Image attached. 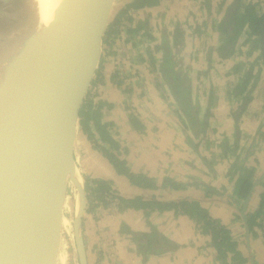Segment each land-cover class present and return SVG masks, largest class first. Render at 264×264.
<instances>
[{"label":"crops","instance_id":"1","mask_svg":"<svg viewBox=\"0 0 264 264\" xmlns=\"http://www.w3.org/2000/svg\"><path fill=\"white\" fill-rule=\"evenodd\" d=\"M132 1L122 0L120 7ZM231 1L207 0L206 7V0H159L156 5L128 11L131 22L127 26L135 29V32L119 35L117 54L114 53L113 57L115 61L106 58L108 62L96 96L104 102L101 122L107 124L108 132L125 151L120 154V158L126 161L131 172L143 173L153 178L156 188L142 189L129 183L128 179L116 173L100 152L92 148V144L88 145V159L85 158L84 166L89 174L108 180L119 197H140L143 200L163 202L198 201L238 242L237 250L245 258L242 264H264V236L261 231L254 226L249 236L247 234L245 237V228L243 232L239 229L242 223L239 225L236 222L238 216L234 213L237 203L233 191L239 174L231 176L230 172L228 173L235 156L228 151L219 152L216 148V144H220L224 136L228 144L234 141L230 110L235 107L236 102L226 105L230 97L228 92L240 78L241 72L248 67L246 62H251L257 55L255 51L247 54L246 49L241 47L248 42L252 43L244 40L241 44V38L246 36V31L241 33L234 51L227 58L218 57L214 50L208 55V48H216L220 43V35L215 30L216 23ZM176 27L181 29L183 37L181 46L172 47L175 69L189 81L191 106L196 109L199 121L204 120L209 89L215 94L206 120V130L198 135H194L191 128L186 127L187 119L180 115L177 109L173 90L162 79L160 71L155 69L158 68L160 57L155 55V50L151 47L161 43L162 37L171 43ZM158 30L159 34L156 35ZM208 32L212 36V42H206L205 53L199 52L197 40H204ZM157 40L159 42H156ZM131 50L134 53L132 56L128 54ZM123 52L129 60H125ZM196 53L197 58L193 59L192 55ZM151 55L155 60L154 68L149 62ZM118 59L121 60L122 66L116 68ZM208 61H211L209 68ZM181 62L192 63V67L188 65V70L184 71L179 68ZM236 64H241L242 67L240 71L234 72L232 68ZM114 73L118 83L111 79ZM130 74L135 79L125 80ZM199 74L201 81L197 84L195 80ZM202 74L210 78L202 80ZM257 85L239 118L241 135L235 153H239L238 158L250 150L253 141L256 144L257 131H264L263 72H260ZM219 87L225 88L227 95L222 90L215 92V88ZM130 113L142 124L140 133L136 132L130 120L128 121ZM189 140L192 145H197V150L192 148ZM260 141V152L256 151L253 159H250L256 162L254 165L249 161L248 154L238 161L243 167L254 168L255 171L253 181L257 185L252 188L248 199V207L250 205L253 208L258 204L264 182V139ZM201 156L206 158V161L214 157L216 163L211 169H207ZM164 177L185 184V187L177 190L162 187L161 181ZM195 183L206 184L218 192L205 196L204 191L195 186ZM75 198L76 188L71 201L68 202L69 206L73 205V209H77ZM92 210L84 211L81 220L87 264H218L214 258V250L209 245V235L197 233L194 222L186 215L176 214L173 210H118L117 207L102 205ZM153 230L174 242L176 248L163 252H156L152 247L141 250L134 234L151 233ZM243 233L244 237L241 236ZM57 260H60L59 256Z\"/></svg>","mask_w":264,"mask_h":264},{"label":"water","instance_id":"2","mask_svg":"<svg viewBox=\"0 0 264 264\" xmlns=\"http://www.w3.org/2000/svg\"><path fill=\"white\" fill-rule=\"evenodd\" d=\"M112 3L57 0L44 24L34 0H0V43L27 33L0 76V264H56L68 182L79 200L72 220L77 260L87 264L85 188L78 170L80 181L74 177V151ZM259 43L264 64V12Z\"/></svg>","mask_w":264,"mask_h":264},{"label":"trees","instance_id":"3","mask_svg":"<svg viewBox=\"0 0 264 264\" xmlns=\"http://www.w3.org/2000/svg\"><path fill=\"white\" fill-rule=\"evenodd\" d=\"M158 2L159 0H133L132 2L125 4L119 12H117L113 20L107 25L101 37V61L104 58L103 54L106 49L107 41L113 40L117 36L119 37L121 26H126L124 25V22H127L128 24L131 22L128 11L136 8L153 6ZM205 5L207 7V0ZM258 5V2H253L252 0H232L227 4L224 14L218 20L215 27V30L220 35V43L216 48H208L209 56L214 50L218 57L222 59L227 58L234 51L241 33L246 31L247 37L245 40L252 41L251 50L247 51V54H252L257 50V55L254 58V61L260 60L261 66L264 69L259 43L263 12H259ZM128 26L125 27L127 31L126 33L130 35L135 32V29ZM182 37L183 32L179 27H176L173 31L171 43L165 37H162L161 43L154 45V49L159 50V52L162 53L160 59H157L158 68L155 67V69L160 71L162 78L173 90L172 93L176 101L177 109L180 115H184L187 119L186 127L188 126V128H191L194 135H198L199 133H204L206 130V120L210 114L212 102L214 101L212 97L213 91L209 89L204 120L199 121L196 117V109L191 106L189 81H187V78L175 69L176 62L173 58L174 53L172 52V47L176 48L177 46H181ZM150 63L154 68L155 60L152 55L150 56ZM210 65L211 61H208V68ZM98 67L100 70L101 66ZM254 68L253 64H250L245 70H243L238 81L231 86V89H229L230 91L228 92L233 101L236 102L235 107L230 110L234 122V142L232 144L234 150L238 148V142L241 135L237 121L243 113L246 105L251 100V92L260 79L262 68L257 67L255 71ZM240 69V64H236L233 66L232 71L237 72L240 71ZM99 70L97 68L95 72V74L97 73L96 77L98 76L96 78L97 80L100 76ZM116 78V73H114L111 79L113 82L115 81L118 83ZM96 79H92V85L95 83ZM101 107L102 101L97 100L96 102H93L91 99L85 97L79 109L78 129L90 141L92 148L101 152V154H103V156L112 164L117 174L125 176L132 185L139 188H156L155 180L153 178H150L143 173L131 172L128 166L125 165V161L118 157V153L113 152L118 149V143L110 136L107 130V124L101 122ZM129 119L130 123L138 127V130L143 128L142 124L136 120L131 113ZM255 135L262 137L264 136V131L258 130ZM189 141L192 148L197 150V145H192V141ZM219 146L223 147L222 150L224 153L227 148L231 147L225 136L221 139ZM201 158L207 166L211 164L209 161H206V158L202 156ZM238 161V156H236L229 168L231 176L236 173L239 174V178L235 181L233 191L234 200L237 203L236 206H239L242 201L244 202L249 199L254 182V168H245L243 167V164H239ZM209 169H211V165L209 166ZM91 184L94 186H91L90 184L89 186H85L89 196L93 194V198L103 202L104 193L110 189V182L104 179H94ZM184 185L185 184H181L169 177H164L161 181L162 187H170L175 190L184 188ZM194 185L200 187L204 191L205 196L218 192L215 188L203 183H195ZM118 200L120 202V204H118L119 210L125 208L142 209L146 211L173 210L176 214L186 215L194 222L197 233L209 235V245L214 250V258L218 264H242L245 262V258L237 250L238 242L231 236L230 231L217 219L212 218L207 210L201 207L196 200L163 202L158 200H143L140 197H121L118 198ZM87 207L86 210H89V206ZM259 216L260 218L256 220ZM246 219L249 231H251L255 225L261 226V220L264 222V182L263 191L260 193L258 204L252 212L246 214ZM134 235L137 237L138 246L141 250H144L146 247H152L156 252H163L165 250H173L177 246L174 242H171L155 230L151 233H135Z\"/></svg>","mask_w":264,"mask_h":264},{"label":"rangeland","instance_id":"4","mask_svg":"<svg viewBox=\"0 0 264 264\" xmlns=\"http://www.w3.org/2000/svg\"><path fill=\"white\" fill-rule=\"evenodd\" d=\"M253 2H258V8H259V12H264V0H252ZM121 2H122V0H113V3H112V11H111V15H110V20H109V23L113 20V17H115V15L117 14V12H119V10L121 9V7H120V5H121ZM123 7V6H122ZM28 25V24H27ZM27 25H25V26H27ZM124 25H126V26H121V28H120V33H119V35H124V34H127L126 32V28L125 27H127V25H128V23L127 22H124ZM24 26V24L22 23V27H25ZM157 34H159V30L156 32V35ZM122 35V36H123ZM128 36V35H127ZM199 37H201V33H200V36ZM207 37H208V40H206L207 39ZM118 39V36L116 37V38H114L113 40H108L107 41V43H106V49H105V51H104V54H103V56H104V58H103V60L101 61L100 59H99V61H98V66H101V68H100V70H99V67H98V70H99V72H100V76H99V78H98V80L96 79L97 77H96V74H94V77H93V79L95 78L96 79V81H95V83L92 85V84H90L89 85V87H88V89H87V91H86V94H85V97L86 98H89V99H91L93 102H96L97 100H100L96 95H97V87H98V85L102 82V73H103V70H104V68L106 67V64H107V62H108V60L106 59V58H108L109 57V59L110 58H112L113 59V61H115V59L113 58L114 57V53H116V49H118V46H117V44L120 42L119 40H117ZM211 39V40H210ZM246 39V36H243L242 38H241V44L243 43V41ZM193 41V40H192ZM207 41H209V42H212V36H211V34H209V32H208V35L207 34H205V39L204 40H197V46H199V49H200V51L199 52H206V47H205V45H206V42ZM110 42V43H109ZM130 42H132V41H130ZM156 42H159V40H157ZM161 42V41H160ZM190 44H191V42H190ZM192 44H193V42H192ZM240 44V45H241ZM251 46H252V43L251 42H248V44L247 45H242L241 47H242V49H246V51H249V50H251ZM204 47H205V50H203L204 49ZM152 49H153V51L155 50L154 49V46H152L151 47ZM257 50H255V52H256ZM153 53V52H152ZM186 53V52H185ZM202 53H201V55H202ZM117 54V53H116ZM124 56H125V54H124V52L122 53ZM130 56H132V55H134V53H133V50H131V53H128ZM161 54L162 53H160L159 52V50H155V55H157V57L159 56V57H161ZM181 55H182V52H181ZM187 55V54H186ZM120 56H121V54H120ZM158 57V58H159ZM192 57H193V59H196L197 58V53L195 54V55H192ZM154 58V57H153ZM126 59H128L129 60V58H127L126 56H125V60ZM101 61V62H100ZM254 58H253V60L251 61V62H249V63H247L246 62V64L249 66L250 64H253V67H255L254 68V71L256 70V68L257 67H259V68H262V66H261V62H260V60H257V61H254ZM149 62H150V60H149ZM121 63V60H119L118 59V61H117V63H116V68H119V66H122V64H120ZM151 64V63H150ZM188 65L189 66H191L192 67V63H188V62H181L180 63V65H179V68L180 69H182V70H188ZM151 67H152V65H151ZM178 67V66H177ZM240 68H241V64H240ZM97 70V69H96ZM261 72H263L264 73V69L262 68V70H261ZM130 78H134V76H132L131 74L128 76V78L126 77L125 78V80H130ZM210 77L208 76L207 77V75L206 74H202V80H206V79H209ZM135 79V78H134ZM163 79V78H162ZM165 81V80H164ZM197 81V84H199L200 83V81H201V76H200V74H199V76H198V78H197V80H195V82ZM258 83V82H257ZM258 85L256 84V86L254 87V89H253V91L256 89V87H257ZM218 90H222V91H224V93H226V95H227V91L225 90V88L223 89L222 87H219V88H215V92H217ZM128 95H130V94H128ZM251 95H252V92H251ZM215 96V94H213V96L212 97H214ZM254 97V96H253ZM251 98H252V96H251ZM214 99V98H213ZM101 101V100H100ZM226 102V101H225ZM229 102V103H228ZM103 104H104V102L102 101V107H101V111H102V109H103ZM227 104H233V99L231 98V96L230 97H228V99H227V102H226V105ZM213 105V104H212ZM211 105V106H212ZM205 110L206 109H204V112H205ZM240 118V117H239ZM130 119H129V117H128V121H129ZM232 121H233V119H232ZM130 122V121H129ZM237 123H239V119H238V121H237ZM131 124V126H132V128L136 131V132H138V133H140L141 131H142V129H137L138 127L136 126V125H133L132 123H130ZM233 125H234V122H233ZM238 125V128H239V124H237ZM263 126H264V124H263ZM110 134V133H109ZM110 136H111V134H110ZM112 137V136H111ZM257 137V142H256V144H254L252 141V144L253 145H251V147H250V150H248L246 153H245V155L246 154H248V156H249V161L254 165V163H256L254 160H250V159H253V154L257 151L258 153L260 152V146H259V143L261 142L260 140H263L264 139V136H262V137H258V135L256 136ZM116 141V140H115ZM234 142V141H233ZM233 142L232 143H230L229 145L231 146L230 148H227V150L226 151H228V153L229 154H231L232 156L234 155L235 157L236 156H238L239 157V153H237V154H235L236 153V150H234L232 147H233ZM89 144H91L90 143V141L86 138V136L84 135V134H82V132L77 128V135H76V142H75V151H74V158H75V163H76V167H77V170H78V173L80 174V176L82 177V182H83V184H84V188H85V186H89V184L91 185V183H92V181L94 180V179H101V178H99V177H97V176H94L93 174H89L88 173V169L84 166V164H85V158L86 159H88L87 157H86V152H87V149H88V145ZM119 144V143H118ZM136 144L139 146V144L136 142ZM205 146H207V143H205ZM216 148H217V150L219 151V152H223V147L221 146H219V142L216 144ZM96 151H98V150H96ZM114 153H122V152H125L124 151V149L122 150V147H120V145H118V149L117 150H115V151H113ZM98 153H99V151H98ZM101 153V152H100ZM127 153V152H126ZM224 153V152H223ZM242 155V154H241ZM244 155V156H245ZM102 156H103V154H102ZM243 156V155H242ZM243 156V157H244ZM104 157V156H103ZM243 157H240V158H238L239 160H241V159H243ZM105 158V157H104ZM106 159V158H105ZM107 160V159H106ZM210 161V165H211V167L212 166H214V164L216 163V160H215V158L214 157H212V158H210L209 159ZM246 160V159H245ZM84 161V162H83ZM108 161V160H107ZM204 164H205V162H204ZM210 165H208L207 167V169H209V166ZM85 167V168H84ZM255 172V171H254ZM228 173H229V171H228ZM234 175V174H233ZM263 178V177H262ZM86 184H88V185H86ZM92 186V185H91ZM112 186V185H111ZM74 191H75V187L71 184V183H69L68 182V185H67V191H66V198H65V202H64V209H63V218H62V224H61V229H60V237H59V245H58V254H57V258H58V256H59V258H60V260H57L56 259V264H79L78 263V260H77V255H76V249H75V242H74V234H73V223H72V220H73V213H74V209H73V205L72 206H69V203L68 202H70L71 201V199H72V197H73V194H74ZM116 192V191H115ZM85 197H86V205H85V211H89V210H91V211H93L92 209H89V210H86V207L88 206V201H89V198H88V191L86 190V188H85ZM90 199H95V198H93V196H90ZM96 200V203L98 204V206L99 205H102L103 207H111V208H114L115 206H113V205H118V204H120V202L119 201H115V202H105V203H102L100 200H97V199H95ZM111 203H114L113 205H111ZM70 207L72 208V210L70 211ZM88 208V207H87ZM255 209V207L253 208V206H250L249 205V207H248V204H247V206L245 207V210H244V214L246 213H248V212H252L253 210ZM236 216H238V218H237V223L240 225L241 223H242V225L239 227V229L240 230H242L243 232H244V226H243V221H242V218H240V215H239V211H238V206H236V208H235V213H234ZM234 215V216H235ZM246 216V215H245ZM235 218V217H234ZM260 218V216L259 217H257L256 218V220H258ZM261 226H259V225H255V226H257L258 227V229L261 231V233H262V235L264 236V222L261 220ZM249 233H251V231H248V236H249ZM245 234H246V229H245ZM244 233H243V235H241L242 237H244V235H245ZM246 237V236H245ZM260 237H262V236H260ZM262 239H263V241H264V237H262ZM59 262V263H58Z\"/></svg>","mask_w":264,"mask_h":264},{"label":"bare ground","instance_id":"5","mask_svg":"<svg viewBox=\"0 0 264 264\" xmlns=\"http://www.w3.org/2000/svg\"><path fill=\"white\" fill-rule=\"evenodd\" d=\"M56 2L57 0H34L33 9L36 12V15L39 16L40 22L42 21V23L46 24L50 20L52 10L56 5ZM26 34L27 33H23L24 37H19V35L8 37L4 44L0 43V76L1 74L3 75L2 72L7 69V67H10L11 69V59L15 56L18 48L27 42L24 41L27 39ZM74 177L76 178V181H80L77 168H75ZM75 200L78 207L79 200L77 191Z\"/></svg>","mask_w":264,"mask_h":264},{"label":"flooded vegetation","instance_id":"6","mask_svg":"<svg viewBox=\"0 0 264 264\" xmlns=\"http://www.w3.org/2000/svg\"><path fill=\"white\" fill-rule=\"evenodd\" d=\"M118 143V142H117ZM119 145V144H118ZM121 154V153H120ZM120 154L118 153V157L120 158ZM120 159H122V158H120ZM124 160V159H123ZM125 161V160H124ZM109 162V161H108ZM110 163V162H109ZM111 164V163H110ZM112 165V164H111ZM125 165L127 166V164H126V161H125ZM114 168V167H113ZM115 170V169H114ZM119 175V174H118ZM123 176V175H122ZM125 177V176H124ZM126 178V177H125ZM127 179V178H126ZM130 183V182H129ZM111 184V183H110ZM91 185H93V184H91ZM254 185H257V183L256 184H254V182H253V186ZM94 186V185H93ZM251 194V193H250ZM88 196H89V193H88ZM90 196H93V194L92 195H90ZM90 196H89V201H88V206H89V209H95L97 206H98V204L96 203V200L95 199H90ZM118 198H121V197H119L117 194H116V192H115V190L111 187V185H110V189H109V191H107L106 193H104V199H103V202L102 203H105V202H115V201H119L118 200ZM114 203H111V205H113ZM242 205H243V201H242V203L238 206V211H239V215H240V218H241V210H242ZM113 206H115V207H117L118 208V205H113ZM114 207V208H115ZM119 210V209H118ZM245 215H246V213H245ZM247 220V219H246ZM196 228V227H195ZM135 238H137V237H135Z\"/></svg>","mask_w":264,"mask_h":264}]
</instances>
